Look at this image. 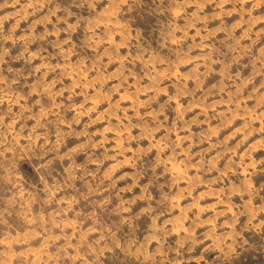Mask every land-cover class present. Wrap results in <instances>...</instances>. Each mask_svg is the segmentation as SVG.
<instances>
[{"label": "rangeland", "instance_id": "rangeland-1", "mask_svg": "<svg viewBox=\"0 0 264 264\" xmlns=\"http://www.w3.org/2000/svg\"><path fill=\"white\" fill-rule=\"evenodd\" d=\"M14 152L0 264H264V0H0Z\"/></svg>", "mask_w": 264, "mask_h": 264}, {"label": "clouds", "instance_id": "clouds-1", "mask_svg": "<svg viewBox=\"0 0 264 264\" xmlns=\"http://www.w3.org/2000/svg\"><path fill=\"white\" fill-rule=\"evenodd\" d=\"M258 2H259V0H258ZM21 155H22V153L14 152L12 157L8 158L7 160H0V169H3L5 166H7L9 168H14V166L19 163V161L21 159ZM42 167H43V165H41V168ZM245 215H247V212H245ZM251 218L252 217H249V219H251ZM228 238H232V237H228ZM84 251L87 254L92 255V253H88L87 246H85Z\"/></svg>", "mask_w": 264, "mask_h": 264}]
</instances>
